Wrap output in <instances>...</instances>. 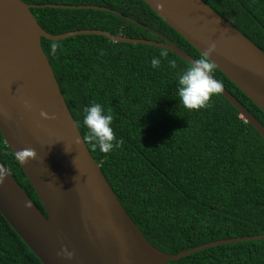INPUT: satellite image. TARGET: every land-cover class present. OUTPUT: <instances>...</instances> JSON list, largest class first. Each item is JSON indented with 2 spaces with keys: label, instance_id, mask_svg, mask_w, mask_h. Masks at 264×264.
Returning a JSON list of instances; mask_svg holds the SVG:
<instances>
[{
  "label": "trees",
  "instance_id": "trees-1",
  "mask_svg": "<svg viewBox=\"0 0 264 264\" xmlns=\"http://www.w3.org/2000/svg\"><path fill=\"white\" fill-rule=\"evenodd\" d=\"M22 1L39 5L29 10L50 34L100 29L158 42L165 37L193 59L200 55L143 0ZM202 1L264 51V0ZM86 5L107 9L81 7ZM40 44L82 138L84 106L95 101L111 110L119 147L102 153L83 140L151 245L176 254L210 241L264 234V139L220 93L204 108H184L176 77L189 65L186 60L157 45L98 34L41 37ZM161 50L168 57L154 69L151 58ZM213 77L264 126V113L246 94L216 67ZM0 162L45 213L1 132ZM0 264H43L1 213ZM168 264H264V238L211 245Z\"/></svg>",
  "mask_w": 264,
  "mask_h": 264
},
{
  "label": "water",
  "instance_id": "water-1",
  "mask_svg": "<svg viewBox=\"0 0 264 264\" xmlns=\"http://www.w3.org/2000/svg\"><path fill=\"white\" fill-rule=\"evenodd\" d=\"M200 54L210 59L264 113V51L202 0H143ZM39 6L0 0V132L45 213L0 162V213L43 264H168L202 248L264 234L220 239L169 254L136 227L93 160L69 112L40 38L103 35L115 42L166 48L189 64L193 58L168 38H129L100 29L50 34L30 12ZM49 7H76L45 4ZM84 8L107 9L96 5ZM142 25V24H140ZM144 26V25H142ZM264 139V126L222 86L219 92ZM25 102L31 105L25 107ZM43 110L50 119L40 116ZM62 248L73 253L57 255Z\"/></svg>",
  "mask_w": 264,
  "mask_h": 264
},
{
  "label": "clouds",
  "instance_id": "clouds-1",
  "mask_svg": "<svg viewBox=\"0 0 264 264\" xmlns=\"http://www.w3.org/2000/svg\"><path fill=\"white\" fill-rule=\"evenodd\" d=\"M51 47L54 53L56 45L53 44ZM215 47V43H210L198 58L193 59L187 67L177 74L176 95L179 102L188 110L204 108L210 96L221 91V83L213 77L215 64L210 59V54L214 51ZM167 57L168 53L161 50L158 56L151 58V67L154 69L158 68L161 60ZM167 63L170 68L176 67L174 59H168ZM25 107L30 108L31 105L25 102ZM40 116L44 119L53 118L43 110H41ZM112 121L113 115L111 110H105L101 103L93 101L89 105L84 106L82 110V124L87 129V134L83 139L93 143L102 153H108L114 148L119 147L120 141L115 138ZM57 255H63L70 259L73 253L67 250V248H62Z\"/></svg>",
  "mask_w": 264,
  "mask_h": 264
}]
</instances>
